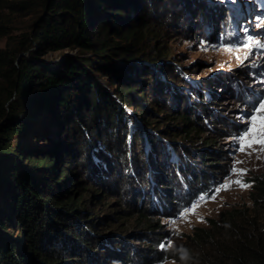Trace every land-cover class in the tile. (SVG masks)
<instances>
[{
    "label": "trees",
    "instance_id": "1",
    "mask_svg": "<svg viewBox=\"0 0 264 264\" xmlns=\"http://www.w3.org/2000/svg\"><path fill=\"white\" fill-rule=\"evenodd\" d=\"M143 2L0 0V264H153L165 259L264 264L263 173L247 178L249 205L236 204L208 218L182 246L158 248L160 218L187 207L213 178L227 174L218 144L228 129L214 113L219 91L208 85L213 78L202 83L207 95L196 90L187 98L173 88L175 102L179 96L185 100L164 112L165 119L152 112L149 105L160 103L152 81L163 92L164 84H171L167 78L178 75L162 78L150 64H126L133 58L127 46L139 38L133 19ZM57 53L62 58L46 61ZM101 78L109 79L111 90ZM219 82L214 87L225 90ZM144 93L149 104H136ZM130 106L140 115L128 125L125 107ZM45 121L54 129L52 136L44 131ZM38 124L42 128L36 131ZM105 128L110 137L99 142ZM245 128L235 129L236 134ZM39 136L50 144L35 145ZM160 136L170 137L174 149ZM141 138L145 150L136 148ZM182 148L190 151L182 155ZM99 151L101 157L94 159ZM116 155L120 173L128 157L125 187L109 180L112 173L118 175L110 159ZM23 157L27 165L19 163ZM132 157L140 169L134 182ZM9 226L17 230L15 236L6 233Z\"/></svg>",
    "mask_w": 264,
    "mask_h": 264
},
{
    "label": "rangeland",
    "instance_id": "2",
    "mask_svg": "<svg viewBox=\"0 0 264 264\" xmlns=\"http://www.w3.org/2000/svg\"><path fill=\"white\" fill-rule=\"evenodd\" d=\"M196 8L200 11L199 13H197ZM141 9L142 12L136 14L137 18L133 19L136 21V25L139 26V38L136 40L134 38L132 45L129 46L128 44V56H132L133 58L127 61L126 64L128 66H135L141 62L150 64L149 68L158 69L157 72H159L162 78L166 77V73L178 75L175 76L178 79L171 76L167 78L171 84H164L168 88L164 90L163 87V92L152 81L151 91H153V97L160 101L156 106L149 105L152 112L158 113V115L163 117L164 112H168L174 106L182 104L185 98L179 96L175 102L173 94H171L173 88H176L174 92L177 94L184 92L187 98L196 90H201L204 92V95H207L208 88L207 86H202V83H205L206 78H213L208 85L215 91H219V95L213 100L218 104L213 107L219 110H216L214 113L221 125L228 129L223 134L224 136L220 138V144H218L219 154L223 159L222 161L226 163V172L223 173L227 174L225 176L220 174L216 179L213 178V182H210L207 186V191H204L205 199L197 202L198 207L194 210V214L190 208L184 218H181L179 212H175L169 217L160 218L162 227L159 229L161 235H159L158 248L172 249L175 246H182L186 240V235L194 227L206 226L207 219L217 217L223 209L241 203L249 205L251 202L248 197L250 187L243 188L238 184L232 183L228 190H221L218 193L215 192L217 187L237 179L250 185V182L247 181L249 176L260 173L264 174V153L249 150L251 152L249 155L239 152L237 151L239 144L234 139L241 133L236 134L235 129H240L243 126L247 127L246 121L252 115L253 109L258 107L260 103H264V48L253 47L251 54L244 60L243 65L239 66L236 57L239 55L243 58L247 50H235L242 48L249 35L254 40L264 43V0H144ZM195 15L198 18L194 17ZM19 27L24 28L25 25L20 24ZM3 45L4 40L1 39L0 46ZM228 48L234 50L229 52L227 51ZM54 55L56 57L48 58L46 61L62 58L60 53ZM163 62L165 65L160 64ZM120 63H123V61L120 60ZM221 65H224V67H221ZM220 80L225 84V88H223L225 90H222L220 87H214V85L220 86ZM101 82L107 89H112L109 79L101 78ZM185 87L189 89L188 94ZM137 89L140 91L143 88ZM148 91L151 92L150 89ZM147 93L142 94L144 97L136 100V104H146L148 102ZM193 97L195 99L198 98L194 94ZM160 107H165V110L159 111ZM125 108L126 114L131 116V118H127L128 125L133 124L134 119L135 122L136 119L139 121L137 118L140 115L139 110H136V116L133 114L132 106ZM43 118L46 119V115H43ZM163 119L165 118L163 117ZM203 119L205 124L210 125L211 120L209 118L204 116ZM232 122L238 124L235 129L231 127L233 125ZM168 125L171 126L172 123H168ZM167 126L164 129H167ZM41 128L42 125L38 124L36 131L41 130ZM43 128L45 133L53 135L54 129L48 122H43ZM128 129L125 131V142H129L128 140L132 139ZM109 131V128H105L104 132L101 130L103 136L97 137L98 141H106L110 137ZM136 132H133V134L135 135ZM119 133L123 134L122 131H119ZM151 134L150 132V135L146 136L148 142L151 139L153 140ZM165 137L164 139L160 136L164 140L165 145L170 150H173L174 146L168 140L170 137ZM138 139L136 148L145 150L147 147L146 142L143 138H141V142ZM180 139L182 137H177V140ZM27 142H31V139H28ZM34 144L48 145L50 143L44 142L43 137L39 136L34 138ZM254 147L258 148L259 145H254ZM153 150L159 152L158 148ZM139 151L141 152V150ZM188 151H190L188 148H182L180 154L184 155ZM89 153L90 151L88 150ZM101 154L102 152L99 151L98 155L93 156V158L97 159L101 157ZM184 157L182 156V158ZM257 157L260 158L258 159ZM110 159L113 162L111 163L113 168L118 170V175L115 172L112 173L109 180L115 181V183L118 181L124 187L125 185L127 186V176L123 172L130 171V168H126L128 157L125 158L127 162L123 166L124 168H122L121 173L116 161L117 155L111 156ZM20 160L21 162L19 163L27 165V160L24 157ZM237 161H242V163H237ZM78 163L80 164V160ZM136 165V160L132 157L131 170L133 171V176L131 178L133 182L136 181L138 170H140ZM101 166L105 168V165ZM233 168L245 171L242 175H237L232 173L231 170ZM208 169L210 168L205 170L208 171ZM213 174L216 175V173ZM102 175L106 179L108 174L103 171ZM84 180L87 181L83 178V183ZM89 187L96 186L90 184ZM213 195L215 199L211 198ZM96 203L98 202L94 201V205ZM185 209L187 210L188 208ZM100 211L101 209H95V212L98 214ZM5 231L11 236H15L18 233L17 230L11 229L10 226ZM161 245L164 246L161 247ZM153 264L180 263L173 259H165Z\"/></svg>",
    "mask_w": 264,
    "mask_h": 264
},
{
    "label": "snow or ice",
    "instance_id": "3",
    "mask_svg": "<svg viewBox=\"0 0 264 264\" xmlns=\"http://www.w3.org/2000/svg\"><path fill=\"white\" fill-rule=\"evenodd\" d=\"M253 47H262L264 48V43H261V41L254 40V38L249 35L247 37V41L242 45V48L235 49L236 51L241 50H247L245 51V54L243 58H241L239 55L236 57L238 60V66L243 65L244 60L248 58V55L251 54V49ZM234 49L228 48L227 51L232 52ZM221 67H224V65H221ZM247 127L243 132L240 133L238 137H235L234 139L239 144V147L237 148V151L251 154L249 150L252 152L259 151L261 153H264V103H260L258 107H255L253 109L252 115H250L247 118ZM254 145H259L258 148L254 147ZM258 159L260 157H257ZM237 163H242V161H237ZM232 173L237 175H242L245 170H238L236 168H233ZM235 183L240 185L243 188L250 187V185L245 184L242 182V180L237 179L235 181H229L228 183L221 184L219 187L215 189V192H220L221 190H228L231 187V184ZM212 199H215V196L213 195L211 197ZM200 200H204L205 196H200ZM198 207L197 203H193L191 205V209L194 210ZM188 210L181 211L180 216L181 218H184L187 215ZM174 222V221H173ZM164 245H161L163 247Z\"/></svg>",
    "mask_w": 264,
    "mask_h": 264
},
{
    "label": "clouds",
    "instance_id": "4",
    "mask_svg": "<svg viewBox=\"0 0 264 264\" xmlns=\"http://www.w3.org/2000/svg\"><path fill=\"white\" fill-rule=\"evenodd\" d=\"M205 196L204 195V191H200V192H198V194L194 197V199L190 202V204L187 206V207H185V208H188L187 210L189 211V209L191 208V205L193 204V203H197V202H200L201 200L199 199V197L200 196ZM185 208H183V209H181V210H179L178 212H179V215H180V213H181V211H184V210H186Z\"/></svg>",
    "mask_w": 264,
    "mask_h": 264
}]
</instances>
